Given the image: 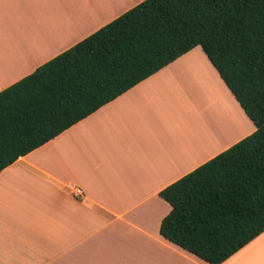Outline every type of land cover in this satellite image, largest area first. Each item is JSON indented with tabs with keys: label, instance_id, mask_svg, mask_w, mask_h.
<instances>
[{
	"label": "crops",
	"instance_id": "0c3cea01",
	"mask_svg": "<svg viewBox=\"0 0 264 264\" xmlns=\"http://www.w3.org/2000/svg\"><path fill=\"white\" fill-rule=\"evenodd\" d=\"M141 1L0 0V91ZM255 128L194 46L0 170V264H210L159 192ZM220 264H264V231Z\"/></svg>",
	"mask_w": 264,
	"mask_h": 264
},
{
	"label": "trees",
	"instance_id": "16d2710c",
	"mask_svg": "<svg viewBox=\"0 0 264 264\" xmlns=\"http://www.w3.org/2000/svg\"><path fill=\"white\" fill-rule=\"evenodd\" d=\"M200 45L255 130L161 189L160 234L220 264L264 231V0H142L0 91V170Z\"/></svg>",
	"mask_w": 264,
	"mask_h": 264
},
{
	"label": "built area",
	"instance_id": "2783aa9c",
	"mask_svg": "<svg viewBox=\"0 0 264 264\" xmlns=\"http://www.w3.org/2000/svg\"><path fill=\"white\" fill-rule=\"evenodd\" d=\"M76 193H77V194H80V193H82V190H81V188H79V187H76Z\"/></svg>",
	"mask_w": 264,
	"mask_h": 264
}]
</instances>
